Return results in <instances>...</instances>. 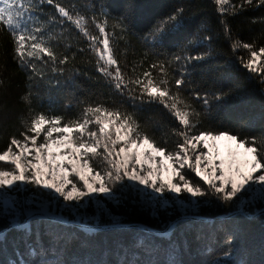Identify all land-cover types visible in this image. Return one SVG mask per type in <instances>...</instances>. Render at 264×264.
I'll use <instances>...</instances> for the list:
<instances>
[{"label": "snow or ice", "instance_id": "obj_1", "mask_svg": "<svg viewBox=\"0 0 264 264\" xmlns=\"http://www.w3.org/2000/svg\"><path fill=\"white\" fill-rule=\"evenodd\" d=\"M215 2L221 13L227 11L223 5L229 0ZM45 3L53 6L64 19L57 20L52 16L41 21L34 13L42 10L40 6ZM247 3L251 4L252 0ZM182 11L160 22L152 33L153 39H160L178 28ZM65 19L90 41L89 48L97 56V71L116 92L126 95L134 105L159 103L168 109L181 126L173 129L179 140L174 151L157 146L153 139L140 131L133 114L102 103L87 104L75 119L66 120L61 115L40 112L33 115L30 122L22 121L25 130L20 133V138L11 137L8 147L0 152V216L9 226L0 229V242L6 240L10 229L22 232L25 241V251L17 249L8 264H66L67 236L71 234H66L64 229L76 227L85 235L93 234L99 224L93 226L90 222H98L101 215L109 217L113 227L118 229L123 223V215L113 214L93 197L108 198L115 207H125L127 198L122 193L129 189L141 193L140 201H132L136 205L133 210L147 213L160 227L141 225L130 249L120 246L118 252L105 250L96 260L77 258L72 264H142V254L151 257L144 264H181V249L186 247L184 232L199 215L202 205L210 203L213 198L230 203L238 194L250 193V198L241 197L235 205L238 215L248 216L251 214L248 210L257 198L264 201V140L258 145L255 137L241 139L229 132L193 134L199 123L198 120L194 122L193 117H199L200 113L181 96V86L185 85L183 75L170 86L165 66L152 64L151 68L159 69V79L153 77L151 71L127 76L112 46L111 37L115 33L106 30L107 19L97 24L96 17H91L101 34L96 36L89 32L88 18L78 12L73 14L56 0H0V25L12 36L13 58L21 67H30L33 77L42 79L44 75L37 71L35 61L47 65L49 61L44 60V56L53 65L57 61L50 43L53 37L49 34L46 39L42 35L45 25L63 24ZM232 47L234 50L239 47L249 50L250 58L245 62L241 57V64L257 73L264 83V65L261 64L264 47L254 51L253 45L242 42H234ZM205 55H190L183 59L186 62L201 60ZM175 59L179 61L182 57ZM67 61L68 57L64 56L59 63L66 64ZM132 71L135 72V68ZM30 95L21 99L30 102ZM223 95L227 93L216 94L213 98L220 100ZM196 98L201 99L199 93ZM203 103L208 104L206 97ZM186 168L194 172L207 188L188 179L184 173ZM136 186H143V189ZM29 192L28 196L22 195ZM182 193L189 195L178 199ZM197 197L207 199H193ZM91 203L99 206L95 217L81 212ZM258 211L264 215V208ZM162 216L168 219L162 220ZM41 224L44 225V235L49 237L47 246L41 237ZM84 243L81 242L82 247ZM231 256L229 248L212 264H224ZM241 264L245 262L241 261Z\"/></svg>", "mask_w": 264, "mask_h": 264}, {"label": "trees", "instance_id": "obj_2", "mask_svg": "<svg viewBox=\"0 0 264 264\" xmlns=\"http://www.w3.org/2000/svg\"><path fill=\"white\" fill-rule=\"evenodd\" d=\"M73 14L80 13L89 19L87 27L92 35L100 36L98 29L91 22L104 23L106 30L115 33L112 37L117 58L122 71L127 76L141 75L151 71L153 77L160 78L159 69L152 64H163L170 86L175 79L183 75L185 85L181 86V96L197 112L199 121L193 134L198 132H229L241 139L255 137L259 145L264 140V83L257 73L250 72L240 61L250 58L248 49H233L234 42L253 45L252 50L264 47V3L261 0H229L223 5L227 11L221 13L215 0H56ZM234 5L235 7H231ZM34 14L41 21L59 16L55 8L48 4L40 6ZM183 10L178 17L180 25L167 32L160 39H153L155 27L167 17ZM115 26V27H114ZM227 29V31H226ZM57 54L55 65L48 60L44 65L35 61L38 72L43 78L32 76L30 67H21L14 57L13 39L9 31L0 25V152L4 151L10 138H20L25 130L22 121L30 122L31 117L43 112L46 115H61L65 119H75L87 104L102 103L110 108H120L133 114L140 131L163 146L174 151L179 140L173 129H179L178 120L162 104H132L126 95H120L97 71V56L89 48L90 41L69 21L63 24L45 25L46 39ZM97 46H101L97 43ZM126 50V51H125ZM206 54L201 60L186 62L183 57ZM68 57L66 64L59 60ZM182 57L177 61L175 57ZM264 65V57L261 58ZM54 68L63 69L62 72ZM135 68V72L132 69ZM30 77H32L30 79ZM176 89L173 87L172 89ZM31 93L30 102L21 97ZM199 93L201 99L196 98ZM227 93L222 99L214 95ZM208 104L203 103V98ZM95 163V162H94ZM187 178L201 187L207 185L195 176L194 172L184 169ZM30 195L31 192L26 193ZM139 191L125 190L126 206L117 208L113 202L107 207L113 214L124 217L122 224H142L159 228L160 224L147 213L133 210V200L140 201ZM201 197L200 200H206ZM235 201L224 203L214 198L202 205L198 216L213 219L206 221L194 219L184 232L186 247L181 249V264H212L229 248L230 259L224 264H264V215L258 214L260 205H252L248 210L251 216L233 214ZM0 212H2L0 210ZM230 215L228 217H225ZM224 216V218H219ZM162 220L168 217L162 216ZM100 225L111 224L110 219L102 218ZM6 220L0 216V229L8 228ZM184 228V225L180 226ZM44 244H49V237L44 235V225L39 226ZM135 227L95 230L85 235L76 227L64 229L68 244L64 259L72 264L77 258H100L105 250L120 251V246L131 248L136 236ZM74 237V238H73ZM34 240L35 237L33 236ZM229 240L231 243H229ZM85 242L81 246V242ZM64 241H61V245ZM25 251L24 234L10 229L4 242H0V264H8L14 258L16 250ZM143 261L151 259L143 255Z\"/></svg>", "mask_w": 264, "mask_h": 264}, {"label": "rangeland", "instance_id": "obj_3", "mask_svg": "<svg viewBox=\"0 0 264 264\" xmlns=\"http://www.w3.org/2000/svg\"><path fill=\"white\" fill-rule=\"evenodd\" d=\"M41 139H42V137H41ZM38 143H39V141H38ZM158 162V161H157ZM195 174V173H194ZM196 176V175H195ZM198 177V176H197ZM199 178V177H198ZM200 179V178H199ZM125 183H129V182H127V181H125ZM136 188H138V189H143V186H136ZM135 191V190H134ZM146 191H148V192H150V190H146ZM139 196H140V198H141V193L139 192ZM17 195H21V194H17ZM23 196H28L26 193H24V194H22ZM166 195H168V196H174L175 194H166ZM189 194H186V193H182V194H180L177 198L178 199H182V198H184L185 196H188ZM252 196V194H250V193H240V194H238V197L236 198V199H234V201H235V203L237 202V200L238 199H240L241 197H243L244 199H248V198H250ZM200 198L201 197H197V198H193V199H196V200H200ZM87 199V198H86ZM97 199H99L100 201H101V203L108 209V207H107V202H112V201H110L108 198H103V197H100V198H97V197H93V200L95 201V200H97ZM253 205H260L262 208H264V201H261L259 198H257L256 199V203L255 204H253ZM98 205L96 204V203H91L87 208H85V209H82L81 210V212L84 214V215H87V216H89V217H95L96 215H97V212H98ZM0 210L2 211V206H0ZM236 212V211H235ZM108 218V219H110L109 217H106V216H103V215H101V218H100V220L102 219V218ZM69 218L71 219L72 217L71 216H69ZM100 220L98 221V222H96V221H92V222H90V223H92L93 224V226H95V224L96 223H98L99 224V226H108V225H100V223H102V222H100ZM109 225H112V224H109Z\"/></svg>", "mask_w": 264, "mask_h": 264}, {"label": "water", "instance_id": "obj_4", "mask_svg": "<svg viewBox=\"0 0 264 264\" xmlns=\"http://www.w3.org/2000/svg\"><path fill=\"white\" fill-rule=\"evenodd\" d=\"M233 214H236V212L230 214V215H233ZM258 214H261L260 212H258ZM230 215H227L225 217H228ZM249 217L251 215H248ZM220 219L221 218H224V216H221L219 217ZM195 219H201V220H206V221H212L213 219H209V218H203V217H200V216H197ZM142 224H122L119 228H124V227H135V228H140ZM106 229H114L113 225H108V226H99L98 228H96L95 230H106Z\"/></svg>", "mask_w": 264, "mask_h": 264}]
</instances>
